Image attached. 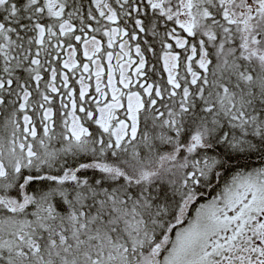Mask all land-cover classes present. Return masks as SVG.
<instances>
[{
  "label": "snow or ice",
  "instance_id": "6c2138e0",
  "mask_svg": "<svg viewBox=\"0 0 264 264\" xmlns=\"http://www.w3.org/2000/svg\"><path fill=\"white\" fill-rule=\"evenodd\" d=\"M0 264H264V0H0Z\"/></svg>",
  "mask_w": 264,
  "mask_h": 264
}]
</instances>
